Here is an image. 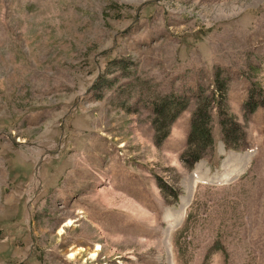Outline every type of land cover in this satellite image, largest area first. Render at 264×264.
Here are the masks:
<instances>
[{
	"label": "rangeland",
	"instance_id": "obj_1",
	"mask_svg": "<svg viewBox=\"0 0 264 264\" xmlns=\"http://www.w3.org/2000/svg\"><path fill=\"white\" fill-rule=\"evenodd\" d=\"M0 264H264V0H0Z\"/></svg>",
	"mask_w": 264,
	"mask_h": 264
},
{
	"label": "trees",
	"instance_id": "obj_2",
	"mask_svg": "<svg viewBox=\"0 0 264 264\" xmlns=\"http://www.w3.org/2000/svg\"><path fill=\"white\" fill-rule=\"evenodd\" d=\"M181 100V98L164 99L162 105L155 106L154 123L156 124L157 132H159L160 128H164V131L166 129L162 135H157L158 143H161L168 137L169 127H171L177 116L187 108V101ZM221 117H223L221 119V124L225 135V144L228 149L237 150L240 147L239 140L233 138L232 131L238 125L231 115L226 113L225 109L221 111ZM212 119L210 101L204 104H198L196 110L192 114L187 148L181 155L182 163L188 168H193L197 162L205 157L207 152L210 151L214 145Z\"/></svg>",
	"mask_w": 264,
	"mask_h": 264
},
{
	"label": "bare ground",
	"instance_id": "obj_3",
	"mask_svg": "<svg viewBox=\"0 0 264 264\" xmlns=\"http://www.w3.org/2000/svg\"><path fill=\"white\" fill-rule=\"evenodd\" d=\"M226 177V176H225ZM185 206H186V204L184 205V208L183 209H185ZM73 224V221H70L69 223H68V226H71ZM67 226V227H68ZM101 247L99 246V248L97 249V250H95V251H93L92 252V258H94V259H96L97 257H98V255H99V251H101ZM72 257H75V255L73 254L72 255Z\"/></svg>",
	"mask_w": 264,
	"mask_h": 264
}]
</instances>
